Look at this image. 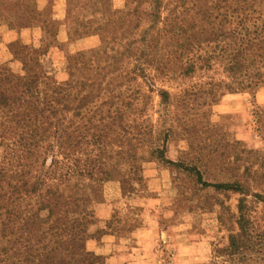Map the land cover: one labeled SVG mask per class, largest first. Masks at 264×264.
I'll list each match as a JSON object with an SVG mask.
<instances>
[{
    "label": "trees",
    "instance_id": "obj_1",
    "mask_svg": "<svg viewBox=\"0 0 264 264\" xmlns=\"http://www.w3.org/2000/svg\"><path fill=\"white\" fill-rule=\"evenodd\" d=\"M178 4L173 23L160 10L146 9L143 18L127 6L106 7L105 24L102 17L81 24L74 35H100L101 45L67 57L64 82L42 64L47 51L33 54L27 45L11 51L23 73L0 64V264H105L87 250V242L103 232L91 231L97 223L92 193L107 181L110 164L130 166L138 175L144 147L202 187L240 196L237 230L217 250L221 262L214 264H264V225L256 216L264 206V157L242 148L240 154L258 155L256 163L241 173L229 159L223 169L233 181L207 182L196 165L165 157L168 142L157 144L148 113L155 94L161 106H171L170 91L158 83L173 79V107L203 112L202 122L179 125L189 147L198 127V134L225 136L207 120L209 109L227 95H255L264 88V0ZM43 44L48 49L55 41L44 37ZM186 80L192 84L183 88ZM256 108L264 142V111ZM215 145L201 149L214 155Z\"/></svg>",
    "mask_w": 264,
    "mask_h": 264
},
{
    "label": "rangeland",
    "instance_id": "obj_2",
    "mask_svg": "<svg viewBox=\"0 0 264 264\" xmlns=\"http://www.w3.org/2000/svg\"><path fill=\"white\" fill-rule=\"evenodd\" d=\"M178 1L160 0L155 4L150 0H0V58L3 49L12 55V48L18 43L31 47L33 54L47 51L41 58L42 64L49 73H55L58 81L64 82L69 78L67 57L101 45L100 35L85 37L83 32V36L81 32L74 35L81 24L101 17L105 24L106 7L125 10L127 6L143 18L146 17L141 13L146 9L160 10L163 19L173 23V10L177 9ZM142 28H147V24L142 23ZM44 37L55 41V45L44 48ZM4 64L14 72L23 73L24 65L14 57L11 63ZM166 80H159L158 86L170 91L171 106L168 109L161 106L155 94L148 113L155 125L157 144L163 146L165 140L168 142L165 153L168 160L196 165L207 182L230 183L233 176L223 169L229 159L240 165L242 173L246 164L252 166L258 158L257 154H240L242 148L259 151L264 157V142L257 131L254 113L256 107L264 111V88L255 95H227L218 105L212 106L207 120L220 125L221 132L227 135L219 134L214 138L209 133L198 134V127L191 133L194 138L191 148L178 128L183 121L202 122L203 112L173 107V90L176 92L178 84L173 79ZM180 84L187 88L192 82L186 80ZM173 129L179 135L175 136ZM236 140L242 145L235 146ZM228 141L229 153L225 150ZM215 143L217 153L214 155L201 149ZM148 148L144 147L140 153L143 159L139 166L143 170L138 175L133 176L130 166L110 164L107 181L93 191L97 223L91 231L103 232L98 240L87 242V250L105 264L221 262V259L216 261V252L228 245L230 234L237 230L234 215H237L240 196L218 194L202 187L176 167L151 156ZM2 155L0 147V159ZM67 186L73 189L75 184ZM256 216L264 225V206L257 207ZM250 264L261 263L252 261Z\"/></svg>",
    "mask_w": 264,
    "mask_h": 264
},
{
    "label": "crops",
    "instance_id": "obj_3",
    "mask_svg": "<svg viewBox=\"0 0 264 264\" xmlns=\"http://www.w3.org/2000/svg\"><path fill=\"white\" fill-rule=\"evenodd\" d=\"M11 61H13V57L11 53H9L8 50L3 49L2 56L0 58V64L11 63Z\"/></svg>",
    "mask_w": 264,
    "mask_h": 264
}]
</instances>
